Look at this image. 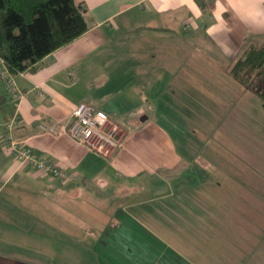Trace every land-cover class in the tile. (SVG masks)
I'll return each instance as SVG.
<instances>
[{"label":"crops","instance_id":"1","mask_svg":"<svg viewBox=\"0 0 264 264\" xmlns=\"http://www.w3.org/2000/svg\"><path fill=\"white\" fill-rule=\"evenodd\" d=\"M79 1L89 24L84 33L35 70L11 74L15 95L0 79V121L17 116L16 136L75 175L50 177L17 161L0 132V264H214L210 222L204 228L198 221L183 235L192 216L211 214L213 194L196 190L197 158L156 121L154 101L179 97L168 89L171 80H201L204 65L227 70L246 45L257 44L253 38L263 40L264 0ZM180 26L190 31L179 33ZM141 31L156 35L143 34L146 49L137 39L122 51ZM120 90L133 105L115 103L116 114L102 109L100 94ZM80 102L105 111L120 128L122 144L112 154L39 128L69 121ZM160 230L171 240L162 241Z\"/></svg>","mask_w":264,"mask_h":264},{"label":"rangeland","instance_id":"2","mask_svg":"<svg viewBox=\"0 0 264 264\" xmlns=\"http://www.w3.org/2000/svg\"><path fill=\"white\" fill-rule=\"evenodd\" d=\"M187 30L182 31L181 26L178 28L179 33ZM143 34L156 36L155 32H138L129 37L128 45H122L121 50L129 51L130 43L137 39V45L146 49L141 38ZM152 37L149 39L157 44L156 39ZM252 41L258 44L262 38H253ZM203 53L206 52H202V59H204ZM124 58L130 63L129 56ZM202 68L201 80L195 79L194 82L186 83L187 85H181L176 79L169 82L168 89L173 87L177 89L180 94L178 98H173L170 93L167 97L163 96L162 102L154 101V109L158 108L155 113L156 121L173 134L176 144L179 146L182 144V148L187 149L190 158H197L196 162L200 165L197 173L199 183L195 189L198 193H202L204 187L209 189L215 200H211V214L201 217L192 216L189 220L192 224L185 226L183 235L186 230H190L188 228L199 226L198 221L204 228H208L206 223L210 222L212 227H215L211 232L215 239V247L212 249L214 252L211 250L215 259L214 264H264L262 101L254 87L250 88L236 81L230 75L229 69L218 70L211 65H204ZM170 74H174L173 77L176 75L174 71ZM120 91L106 96L100 94L102 109L116 114L118 110L115 108V103L122 104V107L133 105L128 91ZM146 91H154V87L149 86ZM128 99L129 103H127ZM184 158L188 159L185 155ZM205 172L211 176V179L205 178ZM155 184L152 183L153 186L149 191L155 190L154 186H157ZM172 186L175 188V180L169 182L168 189L171 190ZM166 190L163 185L160 191ZM208 212L210 209L206 210V213ZM146 218L148 219L146 221L151 222L148 217ZM151 223L158 224L157 227L160 225ZM160 231L156 232L162 235L160 237L162 241H165V238L171 240L168 232ZM73 263L83 264L79 259Z\"/></svg>","mask_w":264,"mask_h":264},{"label":"trees","instance_id":"3","mask_svg":"<svg viewBox=\"0 0 264 264\" xmlns=\"http://www.w3.org/2000/svg\"><path fill=\"white\" fill-rule=\"evenodd\" d=\"M79 0H0V59L11 74L33 71L41 59L88 29ZM230 75L254 87L264 110V39L231 61Z\"/></svg>","mask_w":264,"mask_h":264},{"label":"built area","instance_id":"4","mask_svg":"<svg viewBox=\"0 0 264 264\" xmlns=\"http://www.w3.org/2000/svg\"><path fill=\"white\" fill-rule=\"evenodd\" d=\"M0 79L5 87L14 94L17 88L3 61L0 59ZM17 116L0 121V132L5 145L19 162H30L40 173L50 177L73 180L74 173L50 161L35 151L26 141L15 134ZM41 131L49 134H67L76 142L89 150L108 156L122 144L123 134L117 124L113 123L107 114L87 102L78 103L71 112L67 122H57L46 125L39 123Z\"/></svg>","mask_w":264,"mask_h":264}]
</instances>
